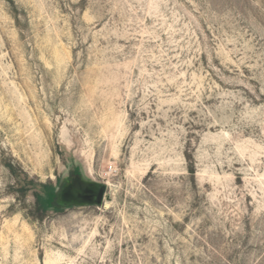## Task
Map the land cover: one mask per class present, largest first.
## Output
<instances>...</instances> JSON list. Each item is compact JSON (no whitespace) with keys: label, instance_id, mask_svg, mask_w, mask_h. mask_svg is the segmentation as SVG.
I'll list each match as a JSON object with an SVG mask.
<instances>
[{"label":"rangeland","instance_id":"374dc122","mask_svg":"<svg viewBox=\"0 0 264 264\" xmlns=\"http://www.w3.org/2000/svg\"><path fill=\"white\" fill-rule=\"evenodd\" d=\"M0 264H264V0H0Z\"/></svg>","mask_w":264,"mask_h":264},{"label":"water","instance_id":"95a60500","mask_svg":"<svg viewBox=\"0 0 264 264\" xmlns=\"http://www.w3.org/2000/svg\"><path fill=\"white\" fill-rule=\"evenodd\" d=\"M106 193V185L85 178L73 170L58 184L51 205L58 208L70 206L100 205Z\"/></svg>","mask_w":264,"mask_h":264},{"label":"trees","instance_id":"16d2710c","mask_svg":"<svg viewBox=\"0 0 264 264\" xmlns=\"http://www.w3.org/2000/svg\"><path fill=\"white\" fill-rule=\"evenodd\" d=\"M56 187L51 183H45L39 185V191L35 192V200L41 210L48 208V203L45 196H52ZM62 208L54 207V210H61Z\"/></svg>","mask_w":264,"mask_h":264}]
</instances>
